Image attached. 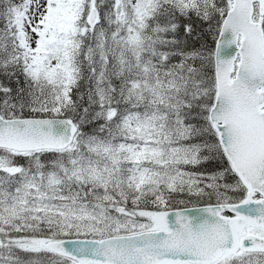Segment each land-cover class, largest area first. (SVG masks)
Listing matches in <instances>:
<instances>
[{
	"label": "snow or ice",
	"instance_id": "obj_1",
	"mask_svg": "<svg viewBox=\"0 0 264 264\" xmlns=\"http://www.w3.org/2000/svg\"><path fill=\"white\" fill-rule=\"evenodd\" d=\"M0 264H264V0H0Z\"/></svg>",
	"mask_w": 264,
	"mask_h": 264
}]
</instances>
